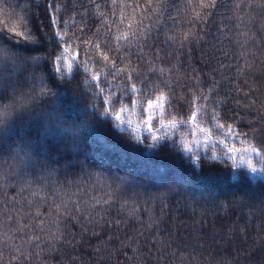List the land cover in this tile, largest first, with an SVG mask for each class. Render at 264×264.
Segmentation results:
<instances>
[{"label": "trees", "instance_id": "16d2710c", "mask_svg": "<svg viewBox=\"0 0 264 264\" xmlns=\"http://www.w3.org/2000/svg\"><path fill=\"white\" fill-rule=\"evenodd\" d=\"M204 2L0 0V48L40 57L0 64V99L29 71L50 93L0 125V264H264V216L247 208L210 218L196 245L198 222L149 227L159 209L143 193L264 203V0ZM189 31L183 49L169 39ZM161 96L163 121L229 131L257 150L262 176L116 126L120 109Z\"/></svg>", "mask_w": 264, "mask_h": 264}, {"label": "rangeland", "instance_id": "374dc122", "mask_svg": "<svg viewBox=\"0 0 264 264\" xmlns=\"http://www.w3.org/2000/svg\"><path fill=\"white\" fill-rule=\"evenodd\" d=\"M68 61L66 60V63ZM160 98V97H159ZM159 98L139 106L133 102L130 107L120 109L115 115L116 126L132 132L135 137L147 135L152 142L166 138H175L193 162L200 154L212 157H224L236 166L245 168L253 178L260 176L257 150L241 146L239 141L227 130L220 129L218 136L212 135L203 127L195 124L192 118L188 122L163 121V101ZM153 104L149 108V103ZM162 105V106H161ZM119 115V118L117 116ZM151 116V119L149 117Z\"/></svg>", "mask_w": 264, "mask_h": 264}, {"label": "snow or ice", "instance_id": "6c2138e0", "mask_svg": "<svg viewBox=\"0 0 264 264\" xmlns=\"http://www.w3.org/2000/svg\"><path fill=\"white\" fill-rule=\"evenodd\" d=\"M216 6V0H206V2L202 3L200 7L202 8H214ZM199 15V14H197ZM53 23H55L53 21ZM17 35H20V33H17ZM32 40L33 37L29 34ZM173 45L176 43H179L180 48L183 49L186 44H190L195 40L194 35L189 31L188 33H185L183 36H173L169 38ZM198 43V41H197ZM4 54V50L0 49V56ZM189 56H191V53H189ZM107 59V57H104ZM40 59V57H33V61L37 62ZM163 71V70H162ZM133 90H135V86H133ZM41 92H45L46 89L41 88ZM161 101H163V96L159 98ZM149 108L153 107V104L149 103ZM162 106V105H161ZM9 115V113L0 110V124L4 123L6 117ZM119 118V115L117 116ZM151 119V116L149 117ZM255 151V149H253ZM54 175V172H52ZM105 179L110 180L113 184H115L117 187L121 185H125L127 181L124 178H109L105 177ZM143 196L145 197V201L148 204H155L156 207L159 209V216H153L152 214L149 215V227H151L153 224H157V221H163L165 218L169 221H179L183 223L186 219L193 221V223H199L200 228L196 231L189 234V237L186 238V242L192 245H196L199 243L201 237L199 235V232L204 231L206 226H210L209 230L211 228H214V224H210V218L220 221L223 218H226L228 213L230 211H233L235 209H240L241 212H243V208H247L249 213L253 215L258 216H264V203L249 206L246 205L242 200H234V201H220L216 204H213L211 206H201V205H194L190 200H187L183 197H177L175 200L170 198V195L168 192H148L143 193ZM241 218H243L241 216ZM169 234H170V230ZM161 236H164V233L161 232ZM40 237L37 236V240H39ZM161 247L164 246V243L166 241H159ZM34 247H38V244H34Z\"/></svg>", "mask_w": 264, "mask_h": 264}, {"label": "clouds", "instance_id": "9594fccd", "mask_svg": "<svg viewBox=\"0 0 264 264\" xmlns=\"http://www.w3.org/2000/svg\"><path fill=\"white\" fill-rule=\"evenodd\" d=\"M4 50V54L0 56V64L8 63L9 67L20 65L25 62L36 63L33 57L24 56L23 59L18 58L15 50L11 48H0ZM27 83L14 84L9 86L7 94L0 99V110L9 113L3 125L21 114H29L38 110L45 98L50 94L43 82V77L38 72L29 71L26 73ZM46 89L41 92L40 89Z\"/></svg>", "mask_w": 264, "mask_h": 264}, {"label": "bare ground", "instance_id": "6f19581e", "mask_svg": "<svg viewBox=\"0 0 264 264\" xmlns=\"http://www.w3.org/2000/svg\"><path fill=\"white\" fill-rule=\"evenodd\" d=\"M262 175H261V173H260V176H258V177H261Z\"/></svg>", "mask_w": 264, "mask_h": 264}]
</instances>
